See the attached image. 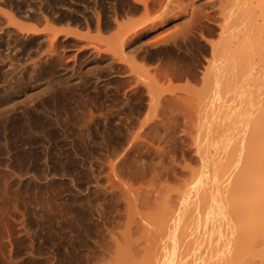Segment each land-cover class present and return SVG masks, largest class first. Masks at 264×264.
Listing matches in <instances>:
<instances>
[{
    "label": "rangeland",
    "instance_id": "1",
    "mask_svg": "<svg viewBox=\"0 0 264 264\" xmlns=\"http://www.w3.org/2000/svg\"><path fill=\"white\" fill-rule=\"evenodd\" d=\"M39 1L34 2L39 6ZM57 1H52V7L54 6L55 9L57 7L56 10L65 6V0L61 2L63 7L61 4L59 7L57 3L60 1ZM66 1V9L63 12L69 8L76 12L80 11L82 16L86 13V18H94L92 24L90 23L92 19L91 21L89 19L90 26L98 27L95 26L97 25L95 16L91 15L92 9L90 11L88 7L92 0H82L83 2L71 0L72 4L77 2L73 6L68 4L70 0ZM143 1L103 0L101 3L100 0V3L98 1L96 5L92 4L95 5L93 10H96L98 4L104 6L106 11L103 7L99 9L98 6L101 12L104 11L101 16L106 15L107 12L110 13L106 16L116 14L122 28L124 22L125 25L127 23L126 30L130 29L129 26L134 28L132 36L150 27L138 43L145 41L142 42L145 46L143 44L141 46L147 48L145 51L142 46V50L145 51L142 53L141 50L142 54H152L162 50V56L160 55L161 58L158 56L157 60L147 59L149 57L147 54L141 57L138 53L134 54L137 57L133 59V53L129 49H125L128 54L123 51L121 55L119 52L122 48L118 49L119 52L117 48L123 41L120 35L122 29L118 27L119 30L116 27L118 23L113 22L111 27L114 29L110 27L111 29L106 28L105 31L103 27H98V29L102 28L103 32L100 33L92 27L86 26L85 30L82 29L84 24L74 27L72 25L73 29L70 30H74L78 37L70 33L72 31L69 32L71 35L68 34V26L71 25L64 24L61 28L57 23H51L58 27L52 26L50 36H55L56 33L57 37H60L58 41H61L59 42L61 44H57L58 48H55V51H58L55 52L56 56L51 55L54 52L50 54L51 61L50 58L46 59L49 55L44 58L48 61L44 66L47 70L40 76L34 77L35 81L34 79L31 81L36 74L32 69V63L38 60V56L34 54L35 48L28 52L21 50L14 59L15 66L10 76L15 77L16 83L13 85L15 89L17 88L16 94H11L13 91L10 87L7 92L4 89L0 91V264H155L169 242V238L164 236L158 224L178 209L180 194L190 180L189 170L191 173L193 170H199L203 164L211 163L209 160L212 161V158L214 161L218 160L217 157L222 149L217 148L216 136L219 134L222 137L227 124L237 126V122L242 124L245 119L247 120L245 129H247L250 125L249 113L254 110H251L252 106L259 100L264 102L262 100L264 99V20L258 16L260 4L257 5L258 9L255 7L253 11L251 4L248 3L246 6L247 3L245 4L244 1L231 5L230 0H221L223 3L220 0H206L211 1L207 5L209 8H205L204 4L202 9L198 0L194 2L184 0L183 4L175 0L181 3L180 5L174 0L172 2L163 0L164 4L158 2L161 0H156L157 2L146 0L144 1L146 3ZM214 1L216 3L212 6ZM83 3L85 6L82 5ZM255 3L253 2L252 6L258 2ZM69 5L71 7H68ZM156 7H161V10ZM247 7L250 11L256 12L252 17L258 19V22H251L250 18L246 17L250 12ZM83 8L86 10L83 11ZM155 8L158 13L155 12ZM195 9L196 16L200 14L202 16L196 17ZM8 10L12 9L7 4L1 8L0 3V12L3 11L4 13H1L12 22L22 25L31 23L17 22L16 16L19 17L18 19L21 17L15 11ZM163 11L170 19L166 24L160 23L162 19L166 20L163 18L165 14L160 20ZM8 12L9 14H6ZM156 14L160 16L159 20L156 19L159 22L154 20ZM193 15L197 19L193 18ZM204 15L209 16L206 18ZM4 19L3 17V21ZM245 22L254 25L249 27V23L245 25ZM42 23L44 24L43 21ZM40 24L36 27L43 26ZM197 24L208 29L204 34L205 40L196 29ZM41 27L39 30L44 29ZM53 29L55 31L57 29L59 34L54 33ZM247 29L250 31L245 32ZM61 31L65 36L63 34L61 36ZM72 34L78 39L76 44L75 39L71 37ZM113 35L114 37L118 35L115 37L118 39L117 42L113 39ZM21 36L15 31L11 33V39L25 47L28 43ZM134 39L137 41V38ZM35 40L37 41V39L32 40L33 43ZM154 40L158 41L157 46L147 45ZM242 41L243 44L244 42L255 44V48L252 45L249 47H252L250 51H253L248 52L246 44L240 45ZM112 44L114 47L111 46ZM256 45L260 48L258 49ZM82 46L85 47L83 51ZM109 47L115 51L113 52ZM240 47H243L241 48L243 50ZM88 49L93 51H87ZM98 51L100 57L95 55ZM105 51L110 53L112 51L113 55L118 53L121 55L120 58L125 54L126 60H123L124 57L121 60L115 55L111 57L112 54ZM238 51L241 54L250 53L249 57L242 55L247 58V63L245 59L244 63L239 62ZM93 52L97 59L95 56L92 58ZM89 54L91 58H88ZM107 55L112 60L116 57L117 60L113 62H117L112 64ZM29 58L33 60L30 61ZM98 58H101V61ZM106 61L110 62L111 66H108ZM236 68H240L239 72L232 71H236ZM7 69L12 70V68ZM240 70L248 80L242 76ZM226 77L229 79L227 80ZM255 79L259 81L256 82ZM219 82L227 83L228 86H222ZM242 84H246L248 89L251 88L253 91L250 90L249 94L247 87ZM255 85L261 86L262 93L258 92V94L259 97L261 95L263 97L259 99L256 98L257 94L251 96V93L255 95ZM221 87L228 89L223 93L220 92ZM243 87L251 98L257 99L252 101L249 97L251 104L247 114L249 106L244 95L245 90L240 93ZM27 95L28 97H25ZM12 98L17 102L12 105L13 110L7 102ZM229 104L235 107L231 112L237 110V115L230 112ZM259 107L257 111L255 110L257 113L252 112L254 115L262 113ZM223 108L228 111V114L225 113L226 116L222 114ZM208 109H211L209 113ZM204 110L205 113L212 114L209 120L208 116L203 117ZM253 114L250 116L252 117ZM244 115H246L245 119H243ZM202 117V120H205L203 129L200 125ZM225 117L229 120L224 123ZM212 119L215 132L209 129L212 126ZM198 128L200 131L203 130L204 135H207L206 129H209L208 134L210 132L212 136L215 135L211 139L209 137L211 142L213 141L211 146L207 145L206 139L199 135L202 132L199 133ZM197 136H199L198 140L203 138L206 144L203 145V141H200L203 144L196 143ZM209 139L207 138V142H210ZM206 146L210 150L206 149ZM204 148L210 151L209 154L205 153L208 157L203 154ZM197 150L201 153L198 154ZM216 152L219 154L216 155ZM162 211L166 215L164 212L162 214ZM150 220L152 222H148ZM149 234L153 235L152 239Z\"/></svg>",
    "mask_w": 264,
    "mask_h": 264
},
{
    "label": "bare ground",
    "instance_id": "2",
    "mask_svg": "<svg viewBox=\"0 0 264 264\" xmlns=\"http://www.w3.org/2000/svg\"><path fill=\"white\" fill-rule=\"evenodd\" d=\"M34 1H36V0H34ZM34 1H32V0H0L1 8H3L7 4L13 11L16 12V14H18L21 17V19H23V20L18 19L19 17L16 16L17 22L22 21V23H24V21H25V24L26 23L28 24L29 22H31L32 25L37 23L35 26L34 25L33 26L32 25H29L31 23H29L28 25H24V24L22 25V24H18V23L16 24V23L12 22L10 18L5 17L6 15L4 16L1 13L3 11L0 12V91L2 89H4L6 91L8 89V87H10V89H12V91H13L11 94H14V93L16 94V91L15 90L17 88L15 89V86H14L15 83H16L15 77H14V75L13 76H10V75L12 73L11 71H13L14 66H15L14 59L16 58V56L19 54V52L21 50L28 52V51H30L34 47L35 48L34 49L35 50L34 54L36 56H38V60L37 61H34L32 63V67H33L32 69L34 70V72L36 74L33 72L35 75H33V78H31V81L34 79V77L40 76L42 73H45L46 72L45 70H47V68H45L44 66L46 65V63L48 64V61L47 60H44V58L49 55L48 58H46V59H49L50 58L49 60L51 61L52 60V57H50V54L53 53V52L54 53L51 54V55H55L56 53H58V51H55V48H58L57 47V44H61V43H59L61 41H58L60 39V37L58 36L59 37L58 38L57 37V34L55 33L58 30H60V28H57L58 30L56 29V31L53 29V31L55 33V36L54 35L53 36H50V33L49 32H50V30H52L51 29L52 26L58 27L56 25H51V23L52 24L53 23L54 24L57 23L61 28L64 27V24L65 25H71L70 27L68 26V28H69L68 29V34H69L70 31H72L70 33L76 34L75 32H73L74 30H70V28L72 27V25L74 27V25L81 26L82 24H84V26L82 25L83 26L82 29H84V27H86V26H87V28L88 27H92V26H90V23L92 24L94 18L93 19L92 18H89L90 21L92 19V21L89 23V19L85 17L87 15L86 13H84L83 14L84 16H82L81 13H80V11H77L76 12V11L70 10L69 8H67V11L66 12H63V10L66 9L65 6L67 5V4H65V2L67 3L66 0L64 2V5L65 6L62 5L63 3L61 4V2H63V0L62 1L59 0L60 3H57L58 6L60 4L62 5V7L64 6L63 8H61L59 6L60 9L56 10L57 7L55 9V7L53 6L56 11H59V13L56 12L53 9V7H52V5H53V2L52 1H54V0H40L39 1L40 4L38 3L39 6L37 4H35L36 2H34ZM59 1H57V2H59ZM81 1H79V2H81ZM92 1L90 3L91 5L88 3L89 6H88V4H87V6L90 7V11L92 9L91 15L95 16V18H96V21H97L96 24L97 25H95V26L103 27L105 29V31H106L107 30L106 28H109V29L112 28L111 27L112 22L113 23L120 22V21H118V17H117L116 14H114L112 16L111 15L106 16L107 13H110V12H107V13L105 12L106 15L104 14L103 16H101L100 14L104 13V11L101 12L99 9L102 8V7L104 9V6L103 5L100 6L98 4L99 9H98V6L96 8V10L98 9V13L96 12V10H93L94 9V6L98 3V1L100 3V0H98L97 2L95 0H94V2H92ZM102 1L103 0H101V3H102ZM144 1H146V0H144ZM169 1L172 2L173 0H169ZM179 1H181L182 4H183V2H185L184 0H179ZM191 1L194 2V0H191ZM198 1H199V4H201V9H202V6L204 7V4H205V8H206V7H208L207 5L211 3V1L210 2H207L206 0L205 1L203 0L204 2L201 1V0H198ZM239 1L241 3L244 1L245 4L247 3L246 6L248 5V3H250L251 4L250 7H253L254 8V9H252L253 11L256 9L255 7H257V5L260 4L259 5L260 6V10H259V15L258 16L261 17L262 20H264V7H263L264 6V0H258V1L257 0H255V1L254 0H230V4L231 5L238 4ZM259 1H260V3H259ZM70 2H71V0L69 1L68 4H72ZM158 2H162L163 3V0L158 1ZM220 2H222V1L220 0ZM253 2H256V3L258 2V3L257 4L255 3L256 5L254 4L255 6H252L253 5ZM75 3H77V2H75ZM75 3H73V4H75ZM92 3L95 4V5L93 6ZM144 3H146V2H144ZM176 3L178 5L181 4V3L179 4L178 2H176ZM212 3H213V5L212 4L211 5L214 6V4L216 3V1H214ZM226 3H228V1ZM54 4H55V2H54ZM73 4H72V6H73ZM126 4H128V3H126ZM156 4L161 5L159 3H156ZM245 4H244V6H245ZM82 5H84V3ZM166 5H167V3H166ZM227 5L229 6V3ZM68 7H71V6L69 5ZM144 7H146L145 4H144ZM170 7H172V6L170 5ZM237 7H238V5H237ZM248 7H247V10L249 12L250 11V8H248ZM5 8H7V7H5ZM85 8H87V7H85ZM85 8H83V11L86 10ZM128 8H130V7H128ZM128 8H126V9H128ZM153 8H152V10H153ZM160 8L158 7L157 9L159 10ZM167 8H168V6H167ZM72 9H73V7H72ZM103 9H101V10H103ZM157 9L155 10L156 13L159 12ZM257 9H258V7H257ZM12 10H8V11L12 12ZM203 10H204V8H203ZM252 10L249 13H247L246 17L248 19L250 18V21L251 22H254V23L255 22H258L259 21L258 19H254L255 17H252V16H254V14L256 15V12H252ZM61 11L63 13H61ZM93 11H95L94 14L96 13L97 17H96V15L93 14ZM115 11H114V13H115ZM196 11L197 10L195 9L194 10V15L195 16H196V14H195ZM87 12H89V11H87ZM148 12H150V11H148ZM166 12L168 13V11H166ZM174 12H176V11H174ZM201 13H204V12H201ZM6 14H9V12L6 13ZM123 14H124V12H123ZM150 14H151V12H150ZM159 14H161V13H159ZM164 14H165V12L160 15L161 18H160V16H158L156 14L157 17L154 16V20L158 19V17L161 20L162 19V16ZM169 14H171V13H169ZM192 14H193V11H192ZM88 15L90 16V13H88ZM125 15H127V14H125ZM153 15L154 14L152 13L151 16H153ZM167 15L165 14L166 18H165V16L163 17L166 20H163L162 19L160 21V23L166 24L170 20L168 18L169 15L168 16ZM171 15H170V17L172 18ZM174 15H175V13H174ZM174 15H173V17H174ZM176 15H177V13H176ZM81 16L83 17V21L81 19ZM128 16H129V14H128ZM195 16L193 18L197 19L196 17L197 16L200 17V16H202V14L197 15L196 17ZM204 16H206V15H204ZM208 16H206V18ZM3 17L5 18L4 21H3ZM125 17L127 18V16H125ZM148 17H150V15ZM177 17L175 16V18H177ZM247 18H246V21H247ZM251 18H253L254 20L251 19ZM195 19H194V21H195ZM158 20H156V21H158ZM42 21L44 22V24L42 23ZM96 21H94V22H96ZM40 23L43 24V26L46 23V25L44 27L43 26L42 27L40 26L41 28H44L42 30L41 29L39 30L40 27L39 28L36 27ZM160 23H158V24L160 25ZM245 23H246L245 25H247V23H249V22H245ZM61 24H62V26H61ZM151 24H153V22ZM156 24H154V25H156ZM50 25H51V27H50ZM93 25H94V23H93ZM121 25H122L121 23H120V25L118 23V26L116 24V27L117 28L120 27V29H122V30L124 29V27H126L125 30L128 29L127 23L125 25V22H124V24H123L124 27L123 28L121 27ZM252 25H254V24L249 23V27L252 26ZM114 26L115 25H113V27ZM221 26H222V24H221ZM98 27L97 28L96 27H92V28L93 29L96 28L99 31V33H100V31L102 30V28L101 29H98ZM145 27H147V26H145ZM157 27H158V25H157ZM195 27L200 32L201 38H203L205 40V37H204L205 35L204 34H206V32L208 31V29H206V26L203 28L199 24H197ZM92 28H91V30H92ZM129 28L130 29L129 30H126V31L125 30H123V31L121 30V34L120 35L123 36V37L121 36V38L123 39V41L121 39L122 42L120 44V47H118V45H117V47H118L117 50L119 48L120 49L122 48L124 50L121 49L120 52H119V50H118V52L119 53H121V52L124 53L125 52V54H128V53H126V50L125 49H129L130 52L133 53V54L131 53L134 56V58L132 57L133 59H135L137 57L135 55H137V53H138L139 55H141V57H143V55L147 54L149 56V57L147 56L148 57L147 59H152V61L153 60H157L158 59L157 57L158 56L160 57V55L162 54V50L155 51L152 54H150V53L149 54L148 53L142 54L143 51L145 50V48H147V47H144L145 45H144V43H142L144 40L138 43V41H140V39L143 38V36L145 35L146 30H150V27H149V29L147 28L146 30H142L139 33H137V32L134 33L135 34V35L133 34L134 36L131 35V33L133 32L132 29H134V28H131L130 26H129ZM71 29H73V28H71ZM112 29H114V28H112ZM205 29H206V31H205ZM248 29L245 32H249L250 30L248 31ZM80 30H81V27H80ZM257 30H259V29L257 28ZM12 31H15L17 34H21L26 39V40L25 39L24 40L28 43V45H26L24 47V46L20 45L19 43H17L16 40H12L11 39V33H12ZM53 31H51V33H53ZM128 31H130V32L128 33ZM259 31L261 32L262 30H259ZM101 32H103V31H101ZM255 32H257V31H255ZM62 34L63 33L61 31V36H62ZM73 34L71 36L72 39L74 38L73 37L74 36ZM125 34H128V35L126 36ZM69 35H71V34H69ZM76 36L78 37L77 34H76ZM252 36H253V34H252ZM254 36L257 37L255 35V33H254ZM77 37L74 38L75 39L74 43L78 40V39H76ZM113 37H114V35H113ZM115 37H118V35H116ZM115 37L113 38L114 40L117 39V38L115 39ZM134 38H137V41ZM33 39H37V41L35 40L34 41L35 43H33V41H32ZM66 40L67 39H65V41ZM117 40H116V42H117ZM79 41H80V39H79ZM154 41H151V42L149 41L150 44L147 43V45L148 46L150 45V47L151 46H157L158 41H155V42ZM243 41H242V43L240 42V45L242 44V46H243V45L246 44L247 45L248 52L253 51V50L250 51V49H253L252 47L249 48L252 44L250 45V44H247L246 42H244L245 44H243ZM116 42H114L113 44L115 45ZM251 42H253V41H251ZM113 44L111 46H113ZM141 44L144 45V46L142 45L144 47V50H142L143 47L141 46ZM178 45H179V43H178ZM254 45H252V46L254 47ZM64 46L66 47V45H64ZM75 46H76V49H79V48H77V45H74V47ZM85 46L87 47V45H85ZM179 46L181 47V45H179ZM258 46L256 45V47L259 49L260 46L259 47ZM78 47H79V45H78ZM70 48H72V46ZM81 48H82V51H83V49L85 47L82 46ZM88 48H90V46ZM109 48H111V47H109ZM115 48H116V46H115ZM215 48L216 47H214V50H215ZM241 48H243V47H240V49ZM240 49H239V51L241 52V50H243V49H241V50ZM89 50L90 49H88L87 51H89ZM111 50L113 52L115 51L112 48H111ZM141 50H142V53H141ZM91 51H93V50H90V52ZM108 51H105V53H107ZM112 51H111V53L108 52L109 54H112L110 56L112 57V56L115 55L118 58L120 54L118 55V53H115L113 55V52ZM202 51H203V49H202ZM256 51H254V52H256ZM215 52H217V51H215ZM248 52L247 53L246 52H242V54L240 53L241 55H239V53H238V56L240 57V59H239V62L240 63L241 62L244 63L245 61L247 63V58L245 59V57L246 56L249 57L250 53H248ZM94 53L95 52L91 53L92 54V58L95 55L99 56V54H98L99 51L97 53H95V55H94ZM122 53H121V55H122ZM80 54L82 55V53H80ZM125 54H123L124 59H123V57L122 58L119 57V58L121 60L123 59L125 61L126 60V58H125L126 55ZM163 54H164V52H163ZM243 54H244L245 57L242 56ZM100 55H102V54H100ZM108 55H107V57L109 58ZM90 56L91 55L89 54L88 58ZM63 57L65 58V56H63ZM111 57L109 58V61H110ZM116 57L115 58L113 57L114 58L113 60L111 59L112 62L111 61L110 62L112 64L117 62V61L116 62H113L115 59L117 60ZM102 58H105V57L102 56ZM127 58H128V56H127ZM31 59H30V61H31ZM95 59H97V57ZM129 59L130 58H128V60ZM241 59H243V60H241ZM244 59H245V61H244ZM99 61H101V58L99 59ZM124 61H122V62H124ZM106 62L108 63V66H111V63L110 62H108V61H106ZM118 64H119V62H118ZM6 67L7 68H10V69L12 68V70H8ZM24 68H25V66H24ZM53 68L50 69V72L53 70ZM109 68L111 70H113L111 67H109ZM113 68H114V66H113ZM236 69H237L236 71L235 70H232V71L233 72H239V69L240 68H236ZM48 72H49V70H48ZM240 72H242V70H240ZM46 75H48V74H46ZM238 75H234V76L236 77ZM3 76H6V77L3 78ZM242 76L244 77V73H243ZM243 77H241V78L243 79ZM244 78H246V77H244ZM228 79L229 78H227V80ZM246 79L248 80V78H246ZM227 80H225V81L228 82ZM247 80H246L245 83H247V86H248L249 83H248ZM255 80H254V82H255ZM33 81H35V79ZM223 81H224V79L222 80V82ZM257 81H259V79L256 80V82ZM2 82H4L5 85H3L4 83L2 84ZM219 83H221V82H219ZM221 84H219V87H220ZM256 84H258V83H256ZM225 85H226V87L228 86L227 83L222 84V86H225ZM242 85H244V84H242ZM245 86H246V84L244 85V87ZM252 86H254V85H252ZM244 87L241 88L242 91L240 93H242L245 90L244 91V95H246V97L245 96L244 97L246 98L247 106H249V107H247V111H246V114H247L248 109L250 108V104H251L250 101L253 99V98L250 97V95H249L250 93L249 92L253 91V89L250 88V90H251L250 91L248 89L249 87H247L246 89L249 90L248 91L249 94H248L246 92V89H244ZM129 89H130V87H129ZM227 89L228 88H225V87L222 88L221 87L220 88V92H223L224 93V92L227 91ZM255 89H256V91H254L255 92L254 93L255 95H253L251 93V96L253 97V96H256V94H257L258 95L256 97L257 99H259L260 97H263L262 95L259 97V94L262 93V92H260V91H262L261 90V86L255 85ZM257 89L259 91H257ZM19 90H21V89H19ZM258 92H259V94H258ZM125 96H126V93H125ZM25 97H28V95L25 96ZM30 97H32V95ZM247 97H248V101H247ZM249 97L251 98V100H250ZM256 98L253 99V100L257 101ZM262 100H264V99H262ZM259 101L254 103L255 104V105H253L254 107L252 106V108H251V110L252 109H254V110L249 113V118H250V119L248 118L249 124H250L249 126H252L253 127V128L250 127V128H252V130H250L249 126H247L248 127L247 129H245V126L247 124V122H246L247 120L245 119L246 118V115H244V117L242 116L243 119H245L244 122H243L244 125H243V123L242 124H239L238 122H237V126L236 125H233V124L231 125V123H229V124H227V126L225 127V130L223 132L222 131L223 128H224L223 127L224 126L223 122L225 123V121H228L229 120V119H227L228 116H227V118L225 117L226 120H223V122H222L223 126H221V127H223L222 130H221L223 132V135L221 134L222 137L219 134H218V136H216V137H218L217 140H216L218 142L217 143V148L219 150L222 149L220 154L216 152V155L219 154L218 155L219 157H217L218 160L215 159V161H214V158H212L213 159L212 161L209 160L211 163H209V164H203L202 167L200 166L201 168L199 170H197V169L196 170H193L192 169L193 170L192 173H191V170H189L190 171V174H191L190 175V180H189V183L186 184L183 192L180 194L181 197L179 196L180 197L179 198L180 200H179V205H178L179 207H178V209L175 210L170 216H168V218H164L163 220H161L159 222V224H158L159 228L161 230H163L164 236L169 238V242H168V245L166 246V248L161 252L158 261L157 262L154 261V263L156 262L157 264H264V105H263L264 102L263 101H260L259 102ZM7 102H8V104L10 106H12V105L14 106L17 103L16 100L13 99V98L11 100L7 101ZM256 103H258L257 104L258 107L260 106L259 109L260 108L262 109L261 110L262 113L259 114V115L258 114L257 115H254L255 113H257V112H255V110L258 109V107H255V106H257ZM241 104H239V107L240 108H241ZM213 105H214V103H213ZM230 105L231 104H229V110L231 112V110H234L235 107H233L232 105H231L232 106L231 107ZM261 105H263V106H261ZM13 106L11 107L12 110H13ZM220 106H221V104H220ZM225 109H226V107H225ZM225 109L223 108V111H224V112H222V114L224 113L223 116H226L225 113L228 114V111L226 112ZM209 110H211V109H208V111H207L208 113H209ZM207 112L205 113V110H204L205 115H203V117L206 118L208 116L207 118L209 120V116L211 117L212 114L209 115ZM234 112H231V113H233L234 115H237L236 114L237 113V110L234 111ZM252 112H254V114ZM252 114H253V116L251 117L250 115H252ZM203 117L201 118V122H200L201 123L200 125L202 126L201 129L205 128V127H203V126H205V124H204V121L205 120L204 121L202 120ZM235 118H236V116H235ZM213 119H214V123L216 124L215 118H213ZM213 119L211 120L212 121V123H211L212 124V126H211L212 128L211 127L209 128L210 131L211 130H213V131L215 130V124H213ZM219 120H220V118H219ZM208 123H209V121H208ZM251 123H252V125H251ZM241 125H243V126H241ZM209 129H206V131H207L206 134L207 135H204V133L202 132L203 130L200 131V129H199L198 132L199 133L202 132L199 135H201L202 137H204V140L206 139L207 145L211 146L213 141L211 142L210 139L213 136L215 137V135L212 136V134H210V132L208 134ZM214 132H211V133L215 134ZM218 132H220V131H218ZM209 137H210V139H209ZM198 138H199V136H197V138H196L198 142L195 140L196 143H199L200 141H203V138H201L200 140H198ZM207 138L210 140V142H207ZM213 139L215 140V138H213ZM218 139L219 140L221 139L220 140L222 142L221 145H220L221 142ZM204 142L205 141H203V143ZM200 143H202V142H200ZM206 143H204L203 145H205ZM198 145L201 146V144H198ZM200 146H199V148H202ZM206 147H205L206 149L209 148L208 146H206ZM205 148H204V150H205ZM198 150H200V149H198ZM208 150H210V148ZM208 150H205L204 153H203V150H202V153L204 154V156L206 155L208 157L207 154H209V152H210ZM197 153L200 154L201 151L200 152L198 151ZM205 153H207V154H205ZM212 156H213V154H212ZM203 159H206V158H203ZM203 159H202V161H204ZM209 159H211V158H209ZM216 160H217V162H216ZM213 161H214V163H212ZM188 177H189V175H188ZM181 198H182V200H181ZM180 204H181V206H180ZM162 210H163V208H162ZM163 212L164 211H162V214H163ZM165 215H166V213H165ZM148 222H152V221L150 220ZM155 222H156V220H155ZM149 226H151L150 223H149ZM145 227H147V226L145 225ZM149 228H150V231H151L152 230L151 227H149ZM147 233H150L151 234V232H149V231H147ZM152 236H151V239H152ZM153 243H154V241H153ZM127 263H129V261Z\"/></svg>",
    "mask_w": 264,
    "mask_h": 264
}]
</instances>
